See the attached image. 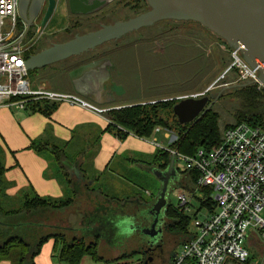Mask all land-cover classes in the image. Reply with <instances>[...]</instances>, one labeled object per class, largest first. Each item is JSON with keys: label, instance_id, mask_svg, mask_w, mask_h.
<instances>
[{"label": "trees", "instance_id": "trees-1", "mask_svg": "<svg viewBox=\"0 0 264 264\" xmlns=\"http://www.w3.org/2000/svg\"><path fill=\"white\" fill-rule=\"evenodd\" d=\"M147 10L146 0H142V6L138 7V11L133 12L130 17H127V15L121 17L117 12L114 17H120V19L112 18V22L128 20ZM185 23H193L202 27L200 24L194 22L165 20L151 27L141 28L136 32L144 30L152 31L157 27L168 24ZM82 27H85V25L81 26L80 23L75 22L72 24V31L81 30ZM203 29L213 35L215 39H219L205 28ZM161 35L163 33L159 36ZM222 44L230 49L224 41H222ZM134 46L132 44V46L126 47L124 51L132 49L131 47ZM119 48V51L122 52L123 49ZM224 53H226L225 60L223 56L217 58L218 62L223 65L221 69L213 74L211 79L202 88L196 89L194 93L204 91L224 72L230 63L228 53ZM116 61L114 60L115 65L117 64ZM36 71L39 70H35L34 72ZM234 77L235 73L231 71L217 82L218 85H221L216 89L218 91H216L215 95L219 93L217 101L229 98L236 102V108L232 115L235 124L225 127L223 131L219 125L220 116L212 109L214 104L198 121L180 125L172 113V107L177 101L174 99L168 100L170 98H167V96L151 98L144 102L132 103L117 110L107 111L103 114L108 121V126L105 130L113 133L119 140H124L129 135L138 139L149 140L153 137L155 129L159 128L163 132H169L173 135V139L167 145V149L184 156H192L200 148L205 150L210 149L222 140L226 129L239 124L260 127L264 130V90L257 91L253 84H231L234 81ZM47 78L49 81H52L53 76L50 74ZM225 84L227 86L224 87L223 85ZM51 89L53 90V88ZM54 90L56 91L57 89ZM58 91L60 90L58 89ZM212 93L209 91L205 96L212 95ZM149 102L153 103L150 104ZM56 106V103L35 101L27 104L25 111L49 116L56 109ZM74 139L66 143L59 142L47 130L43 137L32 141L28 147L46 159L48 166L44 176L48 177L47 173H50L51 177L62 186L63 196L57 200L39 197L30 191V193H24L20 198L21 201H18L17 204L9 201L5 195L7 185L4 180L3 152L0 149V262L7 261L9 264H35V257L40 253L42 246L51 239L54 242L53 254L56 255L58 261L61 263L81 264L84 258H90L93 262H103L102 257L98 254V242L100 238L98 235L94 236L92 242H87L83 238L73 236L69 238L70 231H79L80 227L71 228L67 226L66 216L69 213L68 211L76 208V205H79L78 203L81 201H84L87 207H89L96 202L93 199L90 200L94 196L100 197L105 203L116 202L118 204L122 201L127 203L131 202V200H139L141 197L135 193L133 196L118 201L113 197H109L107 195L108 191L101 190L100 187L95 185V181L101 177V175L93 171L91 163L98 150V137L93 142L84 144L83 147L76 145ZM171 157L172 155L169 152L155 149L154 153L147 158L130 159L125 157L124 161L135 163V166L139 168L147 170L153 168L164 171L168 167ZM175 169L178 180L171 187L169 186V193L176 188H182L188 193L195 191L197 173L192 170L181 171L177 168ZM124 178L134 185L136 189H142L132 180L128 179V176ZM198 193L204 194L207 198L206 203L203 205L212 209V203L210 202L211 190L198 189ZM167 210L173 219L172 230L181 238V246L190 238L188 226L191 217L178 212L171 204ZM78 211L79 209L76 208L73 212L76 217L79 216ZM130 216L133 217L131 212ZM134 254L132 250H126L120 253L117 259L104 261V264H121L131 261Z\"/></svg>", "mask_w": 264, "mask_h": 264}, {"label": "built area", "instance_id": "built-area-1", "mask_svg": "<svg viewBox=\"0 0 264 264\" xmlns=\"http://www.w3.org/2000/svg\"><path fill=\"white\" fill-rule=\"evenodd\" d=\"M18 2L0 0V108L25 110L29 103L46 101L78 105L98 115L109 111L29 80V71L23 63L27 59L29 39L18 16ZM221 45V50L228 53L230 63L219 79L204 91L170 100L201 98L231 71L235 73L231 84L250 83L257 91L264 90L256 70H252L235 49ZM158 133L160 129L156 128L148 140L151 146L169 152L175 162L184 164L183 170L197 173L195 191L188 193L177 188L171 192L177 200L173 208L191 217L190 238L179 247L172 264H244L250 257L246 247L249 241L257 238L264 243V219L260 216L264 210V130L246 124L236 125L224 131L219 143L208 150L200 148L192 156L162 147L155 138ZM198 189L211 190L212 209L203 205L207 198L198 193ZM186 194L196 199L199 208L191 211Z\"/></svg>", "mask_w": 264, "mask_h": 264}, {"label": "rangeland", "instance_id": "rangeland-1", "mask_svg": "<svg viewBox=\"0 0 264 264\" xmlns=\"http://www.w3.org/2000/svg\"><path fill=\"white\" fill-rule=\"evenodd\" d=\"M115 6H117L118 14L121 17L126 15L130 17L133 12L138 11V7L142 6V0H117ZM110 9L103 11L101 14L109 12ZM95 17H99V15L93 16L92 19H95ZM114 18L120 19V17ZM86 20H88L86 17L72 16V21H77L81 26L83 25L81 23ZM55 25L56 22H52L49 30H53ZM161 33L163 35L159 36ZM119 42L123 50L119 52L117 64L111 73L109 86L113 95H121L123 99H130L133 103L144 102L161 96L173 98L178 95L194 93L196 89L202 88L211 79L212 75L223 66L217 58L223 56L224 60L226 59V53L221 50L222 45L216 42L215 37L193 23L168 24L157 27L152 31L144 30L131 33L121 38ZM132 44L135 45L131 47L132 49L124 51L126 47L132 46ZM43 71H29V80L34 84H46L53 90L57 89L56 91L58 89L66 91L65 85L57 83L62 81L61 79L57 80L53 77L52 81H49L47 78L49 70ZM220 76L208 87L213 85ZM219 87L216 83L214 89L211 90V93L215 91L212 96H215L216 91H218L216 89ZM235 108V100L229 98L214 103L212 109L220 116L219 125L222 131L225 127L235 124L232 118ZM172 136L171 133L160 130L155 138L164 147L172 141ZM130 157L133 159L139 158ZM131 164L133 165L132 170L128 173L121 170L118 173L119 177L123 179L128 176V179L143 190L120 182V190L118 193H114V198L119 201L136 193L143 200H149L148 194L156 195L161 183L152 172L135 166V163ZM175 168L182 171L184 164L176 160ZM186 197L189 200L191 211L199 208L196 199H191L187 194ZM92 199L96 202L89 207L84 201L76 205V208L79 209V216L76 217L73 213L76 208L68 211L69 213L66 216L67 226L71 228L80 227L79 231H70L69 238L73 236L92 242L94 236L98 235L100 237L98 254L102 257L103 262H93L90 258H84L81 264H104V261L117 259L120 253L133 249L131 246L127 247L125 242L128 238H138V233L133 232V227L138 222L134 220V217H129L131 202L122 201L119 202L120 204H112L114 202L105 203L97 196L90 200ZM168 200L173 207L177 205V200L172 193H169ZM14 203L17 204L18 202ZM260 216L264 219V210L260 213ZM246 247L250 252V259L246 264H261L264 243L255 238L251 239ZM52 256L54 264H64L58 261L55 254H52ZM121 264H134V260L131 259V261Z\"/></svg>", "mask_w": 264, "mask_h": 264}, {"label": "crops", "instance_id": "crops-1", "mask_svg": "<svg viewBox=\"0 0 264 264\" xmlns=\"http://www.w3.org/2000/svg\"><path fill=\"white\" fill-rule=\"evenodd\" d=\"M96 64L92 63L83 75L74 79V85H77L80 91L69 94L98 109L117 110L132 104L133 101L130 99L125 100L121 95H113L105 81L93 76L95 69L99 68ZM107 126L108 121L104 115L69 103H58L49 116L25 110L0 108V149L3 152L7 199L13 203L18 202L24 193L30 191L42 198L54 200L62 198V186L50 173H47L48 177L44 176L48 166L46 159L28 148L32 141L43 137L47 130L59 142L66 143L75 138L74 141L79 147L93 142L98 137V150L91 163L93 171L101 177L94 184L101 190L108 191L107 195L113 198L114 193L120 190V182L134 187L128 180L119 177L118 173L121 170L128 173L133 168L130 162L124 161V158L131 159L130 156L147 158L155 149L148 140L138 139L132 135L119 140L113 133L105 130ZM53 245L51 239L42 246L40 253L35 257V264H54ZM0 264L9 262L3 261Z\"/></svg>", "mask_w": 264, "mask_h": 264}, {"label": "water", "instance_id": "water-1", "mask_svg": "<svg viewBox=\"0 0 264 264\" xmlns=\"http://www.w3.org/2000/svg\"><path fill=\"white\" fill-rule=\"evenodd\" d=\"M35 0H19V19L31 27L36 18L31 14ZM148 10L125 21L103 26L95 32L75 36L64 44H56L44 49L24 61L27 71L42 69L48 65L77 56L110 40L119 39L141 28L151 27L165 21L194 22L235 49L243 60L256 70V77L264 85V0H146ZM45 6L39 33L50 20L56 0H40ZM37 33V36L39 35ZM92 65H86L69 73L74 79L83 75ZM246 83L245 85H249ZM219 93L198 99H182L172 107V113L180 125L198 121L217 101ZM170 100V99H168ZM210 101V102H209ZM152 104V102L150 103ZM160 181L155 209L166 204L169 181L176 176L175 158L172 156L164 171L148 169ZM177 189V188H176ZM231 264V263H230ZM264 264V254L262 263Z\"/></svg>", "mask_w": 264, "mask_h": 264}, {"label": "flooded vegetation", "instance_id": "flooded-vegetation-1", "mask_svg": "<svg viewBox=\"0 0 264 264\" xmlns=\"http://www.w3.org/2000/svg\"><path fill=\"white\" fill-rule=\"evenodd\" d=\"M116 1L56 0V6L50 20L39 33L45 6L42 5L39 8L40 0H35L31 14L36 16V18L31 22V27L27 29V25L21 21V24L23 23L26 27V38L29 39L26 57L34 56L53 45L64 44L75 36L95 32L103 26L116 23L112 22V18L118 12L117 6H115ZM109 8H111L109 12L101 14L105 10L108 11ZM97 15L99 17L92 19L93 16ZM72 16L86 17L88 20L81 23L85 27L73 32L72 24L77 21H72ZM54 21L56 22L55 28L50 31V25ZM37 33H39L38 36ZM121 38L105 42L92 50L48 65L39 69V71L49 70V75L51 74L57 80L61 79L62 81L57 83L65 85V93H78L80 89L77 85L70 83L69 73L83 66L97 63L96 65L99 68L95 69L93 76L109 85L111 73L115 66L114 60H117L119 56V40ZM216 42L222 44V41L217 38ZM177 180L176 171V176L170 179L168 185L171 187ZM148 195L150 197L149 200H143L142 198L135 201L131 200L129 205V208H131L130 212L133 214L134 220L138 222L133 227V232L138 233L139 236L136 239H126V246L133 248L132 251L135 254L132 260H134V264H172L176 251L180 247L181 238L172 230L173 219L167 210L170 205L168 200L169 192L166 196V204L159 209L154 207L157 203V194ZM124 248L127 249L126 247Z\"/></svg>", "mask_w": 264, "mask_h": 264}]
</instances>
